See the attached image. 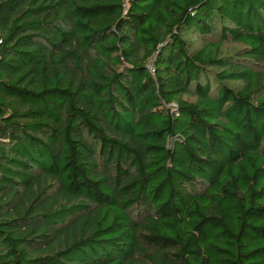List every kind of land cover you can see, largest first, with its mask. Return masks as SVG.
<instances>
[{
  "label": "trees",
  "instance_id": "1",
  "mask_svg": "<svg viewBox=\"0 0 264 264\" xmlns=\"http://www.w3.org/2000/svg\"><path fill=\"white\" fill-rule=\"evenodd\" d=\"M0 264H264V0H0Z\"/></svg>",
  "mask_w": 264,
  "mask_h": 264
},
{
  "label": "rangeland",
  "instance_id": "2",
  "mask_svg": "<svg viewBox=\"0 0 264 264\" xmlns=\"http://www.w3.org/2000/svg\"><path fill=\"white\" fill-rule=\"evenodd\" d=\"M238 47H240L238 44H235V43H233V42H227V43H225V44L223 45V51H224V52H229V51H231V50H235V49H237ZM211 70H214V71H215V69L212 68V69L209 70V72H210ZM229 85H231L232 88H237V87H238V83H237V82H230Z\"/></svg>",
  "mask_w": 264,
  "mask_h": 264
}]
</instances>
